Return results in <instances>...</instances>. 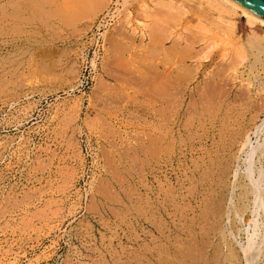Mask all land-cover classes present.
I'll use <instances>...</instances> for the list:
<instances>
[{"label": "rangeland", "instance_id": "obj_1", "mask_svg": "<svg viewBox=\"0 0 264 264\" xmlns=\"http://www.w3.org/2000/svg\"><path fill=\"white\" fill-rule=\"evenodd\" d=\"M60 1L59 5L57 4L59 0H54L55 5H53L51 0H38L37 5V0H0V264H137L140 250L144 251V253L142 252L146 256V258L143 256L144 264H147L150 261L148 256L153 245L152 239L156 237V234L159 236L156 228L159 227L160 232L161 229L162 231L167 229L165 227L167 226L166 220L163 217H156L161 216L159 213L156 214V202L160 200L159 204H162L166 191L170 188H178L181 181H184L185 184L183 185L186 188L184 192L192 190L197 185L198 178H194L191 172L197 158H200L201 155V153H197V150L203 152L207 147L205 148L202 143H199L197 137L198 144L195 143L194 146L196 145L195 148L199 147V149L193 151L196 157L191 156L192 138L197 134L192 133L193 136L192 134L186 135L187 132L186 134L184 132L180 135L177 134L184 139L187 137L191 139L178 140L177 146L174 148V151L178 152L172 153L174 156H172L168 167L161 163V165L163 164L162 169H159V173L156 175L152 171L154 147H150L154 145L151 80L143 79L144 82L140 79L139 74L135 73L139 77L136 76V80L135 77L133 78L135 71L130 72L131 70L128 69V71L124 70L128 73L124 71L122 73L124 68L121 69L122 65H119L120 69L116 66L119 70H114V65L109 66L111 69L104 66L106 57L103 46L104 32L114 29L112 28L113 24L117 25L115 21H110L109 24H106L107 27L97 28L96 19L106 8L103 9L102 5L96 4L98 7L102 6L101 10L100 8L99 10L94 9L98 10L97 13L93 11L90 3L91 11L86 8L90 11L89 16L87 12L83 19V10H81L77 16L82 18L80 17L78 22L75 15L78 11L74 13L73 9L78 10V7H84L83 4L87 5L85 0L75 2V5L84 2L77 8V5L74 8V4L71 3L72 10L62 6L63 0ZM106 1L108 3L109 0H104V4ZM115 1L117 2V0H113L112 6L110 5L111 8H116ZM163 1L129 0L125 6L120 5L121 12L120 15L117 13L116 21H119V25L123 18L127 19L138 32L141 30L144 32L150 26L154 27V23L160 22L161 18H158L161 13L160 9L165 8L166 11L163 10L165 12L163 14L169 16L166 18L169 22L166 20L164 25L169 24L170 29L173 27L171 30L167 28L168 34H172L167 45H170L174 39L180 38L183 44H186L184 39L189 38L192 31L199 32L195 35L200 36L204 41L200 39L203 42L199 41L200 43L195 45L197 50L203 48L205 54L207 50L211 49L210 42L215 43L210 55L216 53L217 57L207 74L213 70L216 71V67L219 65L218 69L222 65L227 67L226 62L228 63V61L230 62L229 66H232L235 61L237 65L233 66L236 68L233 66L232 68L228 66L229 70L228 67L226 68L227 74H230L227 77L236 78H232V80L237 83L238 90L241 86V89L246 90L245 84L248 82L249 73L244 71V65L248 63V54L253 50L252 48L248 50L251 46H245L250 44H247L246 41L248 42L250 35L255 32L258 37L264 40V25L249 23L246 15L239 10L237 14L233 13L234 15L232 13L227 15L226 12H223L224 17H221L223 15H220L221 12H218L217 7L210 6L206 3L207 0ZM27 2H29L28 5ZM91 2L96 7L94 4L96 0ZM158 2H162V8ZM167 2L170 5L168 8L166 7ZM96 3L99 4V2ZM172 4L174 5L172 6ZM178 4L180 7H177ZM146 7L149 10H146ZM55 8H59L61 12L57 9L55 12L59 11L60 13L56 14ZM65 8L68 11L63 13ZM150 8L153 10L158 8L159 10L155 11L160 13L156 16L157 12L153 10L151 12ZM181 8H184L185 12L179 11ZM86 10L84 9L83 13ZM167 10L179 12V14L173 13V16L175 14L173 17L172 14L171 16L167 15L168 12L169 14L172 12H167ZM46 11H52V13L49 14ZM92 11L93 13H91ZM37 13L39 14L37 15ZM72 13L76 17L72 16ZM149 14L152 17H157H154L155 21L152 17L149 18ZM161 14L160 17H163L164 15ZM94 15L95 17H93ZM71 16L76 19H72ZM172 19L173 24H171ZM151 20L154 22L153 24H151ZM139 21L143 24L138 23ZM229 21L233 24V31L229 28ZM83 27L85 28L83 29ZM183 27L184 29L187 27V30H183ZM197 29L200 30L197 32ZM251 29L255 31L252 32ZM188 30L192 32L191 35ZM181 33L183 35L179 36ZM177 35L180 38H177ZM239 44H242L241 47L239 46L240 48ZM203 49L200 50L203 51ZM241 56L245 57L243 62H241ZM94 59H96L95 67H92L93 63L90 61ZM235 73L237 75L234 76ZM259 73L260 80L254 78L256 79L255 87L251 94L253 99H258L257 102L262 105L260 117L257 119L258 123L262 124L264 120V91H260L258 83L264 85L263 70ZM251 77L253 79V75ZM138 79L141 81L137 83ZM240 81L244 83L240 84ZM129 82H132L131 84L136 85L137 88H134ZM142 82L148 84L143 85ZM115 84L119 87L116 88ZM148 87H150L149 90ZM220 88V90L214 89L216 92H223V89L228 87L222 89L221 86ZM109 89H114V92L112 93ZM226 89L225 92H227ZM258 90L261 92L260 95ZM123 91L126 92L125 95ZM126 94L131 95H129L130 97L127 95L126 98ZM139 101L142 105L141 103L139 105ZM104 102H108L106 103L108 105H103ZM104 106L106 107L104 108ZM162 107L160 112L163 110ZM167 111L170 112V109ZM167 111L161 113V119H164L166 113L170 114ZM168 116L166 115V119ZM262 132L260 133L262 136L256 137V134L253 136L256 137L253 138V141L256 140L255 144L258 141L264 144V133ZM151 136L152 138H149ZM262 145L261 147L264 146ZM179 147L181 149L184 147L183 151L179 150ZM237 148L234 152H237ZM259 159L260 157L257 155V167L263 168V176H261L264 181V153ZM235 166L237 163L227 178L228 187L225 191V201H223L225 213L218 219L220 221L217 224L220 228L217 231V239L220 237L222 240L221 248L227 250L229 247L236 251L238 257L236 264H247L243 246L247 244L249 235L254 232L256 227L259 229L256 228V231H259L258 241L264 240V220L263 212L256 203V208L258 207L259 210L255 208L254 198L245 212L238 213L234 209H232L233 211L229 209L230 206H234L238 202V192H240L237 190L239 187L235 189L230 187L238 181L234 176L237 169ZM203 167L205 168L206 165ZM241 169L244 170L245 166L242 165ZM167 173L168 179H163ZM192 178H194L193 182H191ZM165 180L166 183L171 182L166 184ZM247 183H250V180H247ZM158 189L162 191H157ZM204 192L196 200V203L191 204L189 200H187L188 203L184 202L186 208H189L187 205L197 206V211L194 212L196 214L192 213L190 219H198L201 213L208 214L207 210L210 208L207 209L206 201L210 202L211 198L208 196L209 192ZM262 202H264V196ZM202 205L207 210H202L204 209ZM206 214L204 215L207 216ZM205 216L201 217L206 219ZM160 219L163 221L161 222ZM203 227L205 226L203 225ZM141 245H143L142 248ZM145 246L151 248L144 250ZM262 246V255L258 256L257 263L251 264H264V242ZM216 262L215 264H218ZM152 263L151 261L148 264Z\"/></svg>", "mask_w": 264, "mask_h": 264}, {"label": "bare ground", "instance_id": "obj_2", "mask_svg": "<svg viewBox=\"0 0 264 264\" xmlns=\"http://www.w3.org/2000/svg\"><path fill=\"white\" fill-rule=\"evenodd\" d=\"M39 1H41V0H39ZM48 1H50V0H48ZM53 1L51 0V3L53 5H55L53 3ZM68 1L70 2V4ZM81 1H84V0H81ZM91 1L94 2V0H91ZM91 1L85 0L84 2L88 6L83 4L84 7H82V8H84L85 10H86V8H88L90 10L91 9L89 6L90 3L92 4L91 7H93L92 9L94 12L96 11V10H94L96 8L98 10H99V8L101 10L102 6H103V9L106 8L105 11H103L101 13V15L98 16V18L96 19L97 23L96 22L95 23H96L98 29L102 28L103 26L105 27L106 24L110 23V21H115L117 23V25L116 24L112 25L114 27L111 26L114 29L105 30L104 36L102 35L103 40H104L103 41L104 42V45H103L104 46V52L106 53V57L104 58V66L105 67L108 66L107 68H110L109 67L110 65L111 66L114 65V67H115L114 70L115 69L119 70L121 67L119 65H122L121 69L124 67L122 69V73L124 70L128 69L129 71L131 70L130 72L135 71L133 74L134 76L133 75L132 76H133V78L135 77L134 79H136V80H137V78H139L138 74H139L141 80H143V79L148 80V81L151 80V85H152L153 90L150 89V91H152L153 96L152 95H150V96H152V98H153V100H152L153 106L152 107L154 108L153 109L154 110V113H153L154 114V120H153L154 121V125H153V134H154L153 144L154 145L150 146V147H154L153 148L154 149L153 150L154 155L151 153L154 156V161H153V166H152L153 170L152 171H154V173L156 175H158L159 169L160 170L162 169L161 167L163 164L161 165V163H164V166L168 167L169 163L171 162L172 156H174L172 153L178 152L176 150L174 151V148H176V146H177L178 140L186 141L188 138H190V137L186 136L187 139H184L182 136H178L177 134L180 135L182 132H184L185 134L187 132L186 135L192 134V133L197 134V136H193V134H192L193 138H192L191 156L196 157L194 152H195V150L199 149V147L195 148L196 145L194 146V144L197 143V141H196L197 137L199 139L198 142L202 143L205 146V148L207 147L203 152L201 149H200L201 152L197 150V153H201L202 156L200 155V158H197L198 160L196 161L195 166L193 165L194 169L192 168L193 169L191 172L192 176L194 178H198L197 185H195L193 187V184H192L193 189L189 190V191L187 190V192H184V189H186L183 186V185H185L184 181H181L179 184L176 180V182L179 184L177 186L178 188L168 189L166 191V194H165L163 200H162V204H159L160 200L157 199L158 200V202H156L157 208L155 207L157 210V211L156 210L155 211L157 213L156 212L155 213L156 214L159 213V214H161V216H156V217H163L166 220L167 226H165V227L167 229L164 227L166 229V231H162V229H161V232H160L158 229L159 227L156 228V232H158L159 236H157V234H156L155 235L156 237L154 239H152V241H153L152 248L148 247L149 245L147 246L149 249L151 248L150 249V251H151L150 255L149 256L147 255L149 257V258L147 257L148 260H150L149 262L152 261L153 262L152 264H213V263L215 264V262H216L215 260H217L218 262H216V263H218V264H219V261L222 264L223 263L224 264H236V259L238 258L236 251L229 248V247H227V250L221 248L222 247L221 246L222 240L220 239V237H218V239H217V231L220 228V226L218 225L219 224L218 221H220V220H218V219L221 218V216H223L225 213L223 201H225L224 200L225 191L228 187L227 178H229L228 175L233 171L232 169H233L235 163H237V166H235L237 169H236L235 175L234 174L233 175L235 176L236 181L237 180L238 181L235 183L232 182L234 185L231 184L233 187L232 186H230V187L233 189L239 187V189H237L238 191H240V192H238L239 198H238V202L234 206L233 205L230 206L229 209L230 210L234 209L238 213L239 212H245L246 209L249 208V205L251 204V202L254 201L253 203L254 204L256 203L257 206L259 208H261L260 210H262L261 212H263L262 218L264 220V202H262V197L264 196V181H263V177H262L263 176V173H262L263 168L257 167V162H256L257 161L256 156L259 155V157L261 159V156L264 153V151H263V149H264L263 145L264 144L262 143L263 144L262 145L259 141H258V143H260V144H258L257 142H256L257 144H255L256 140L253 141V138H256L259 135H261L260 133L262 132V130H264L263 129L264 120H263L262 124L258 123L257 119L260 117V113L262 111V107H261L262 105H260L257 102L258 99L254 100L253 95L251 94L253 91V88L255 87L254 81L256 79L260 80V77H259L260 73L259 72L261 70H263V73H264V40L262 38L258 37L256 35V32H255V34L253 33L250 35V39L248 40V42L246 41L247 44L248 43H250V44L245 45V46H251L248 50H251V48L253 49L248 54V57H249L248 63H246L244 65L245 66L244 71H247L249 73L248 78H247L248 82H246V84H245L247 86L246 90L241 89L242 86H241V88L239 87V90H238L237 83L234 82V80H232L233 77L232 78L227 77V75L228 76L230 75V74H227L228 72L226 69L230 64V62L228 60L227 61L229 64L227 62H226L227 65L225 64L227 67L222 65V67L218 69V67L220 66L218 64L219 66L216 67V71L213 70L209 74H207L208 69L210 67H213L215 59L217 57L216 53H213L210 55V51L212 49V46L215 45V43H213L212 40H211L212 42H210L211 46L206 44L211 49L208 47L210 49V51L207 50V53H205V54H204L205 49L199 48V50H197L195 48V45L202 38L200 36H199L200 38L197 37L195 35L196 32L192 31L194 33L193 34L192 32H190V30H188V32L190 35L192 33V35L190 37L186 35V37H189L187 39L185 38L186 40L184 39V42H186V44H183V41L177 35V38H180V39H178V40L174 39L170 45H167L168 40L170 39V36L172 35V34L171 35L168 34L169 33L168 29L171 30V29H173V27L170 29L169 24H166V25H168V27H166V25H164V22H166V20H167L166 18H169V16H166V14L165 15L163 14V12L166 11V9L164 7H163L164 9H160L162 14L159 11L158 12L155 11L160 7L162 8V2H164L163 0H162V2H158V3H160L161 6L157 3L160 7L158 5H156V6H158V8H156L155 10L150 8L151 12H152V10L154 12H157V14H155L156 16L159 13L161 15H164L163 17L162 16L160 17V14L158 15V18H161L160 22L162 21L163 18H165L164 21H162L163 23L162 22L161 23L156 22V24H155L151 20L152 21L151 24L154 23V27H151V26L149 27L146 25L147 23H145V25L149 28L147 29V27H146L147 30H145L144 32L141 30L142 31V32L140 31L141 33L138 32V30L135 27H133L131 25V22L127 19L123 18L124 21L122 20L119 25H118L119 21H116V17H118V14L121 12L120 11V5L125 6L126 4L129 3V0H117V2L115 1L116 2V5H115L116 8H113V7L111 8V6H112L111 4H112L113 0L112 1L109 0L108 3L106 1L105 4H104V0H99V1L96 0V2H99V4L94 2L96 7L93 6V3ZM157 1H159V0H157ZM10 2H12V1H10ZM32 2H36V1H32ZM62 2H63L62 6L66 7L67 9L69 8L70 10L73 9V8H71L72 7L71 3L74 4V8L76 5H77L76 6V8H77L78 6H80L79 4L84 3V2H82V3L79 2V4L75 5V2L77 3L78 0H72V1L71 0H67V1L63 0ZM100 2H102V3L100 4ZM109 2H111V3H109ZM5 3H8V2H5ZM28 3L29 2H27V5H28ZM38 3L39 2L37 0L36 4L38 5ZM60 3H61V1L59 0V2L57 4L60 5ZM155 3H153V4H155ZM206 3H208L210 6H213L215 8L217 7L218 12L219 13L221 12L220 15L223 12L224 13L226 12L227 15L229 13L237 14V11L239 10L246 15L249 23H251L253 25H255V23H257L259 25L260 24L264 25V22H262V21L258 20L257 18L249 15L248 13H246L245 11H243L242 9H240L239 7L234 5L229 0H207ZM96 4L98 6L99 5H102V6L98 7ZM165 4H166V1H165ZM167 4H168V2H167ZM46 5H48V4L46 3ZM168 5H166L167 8L170 7V5L169 6ZM173 5L174 4H172V6ZM30 6H27V7L31 8L32 6L31 7ZM123 6H122V8L124 9ZM61 7H59V8L61 10H63L64 8L62 7L63 8L62 9ZM177 7H180L179 4ZM20 8H21V6H20ZM59 8H55L54 12L57 9L59 10ZM66 8L64 10L65 12L62 11L63 13H66V11L69 10V9L66 10ZM80 8L81 7H78V10L73 9L74 13H76V11H78V13L75 14L76 16L79 14V12H81V10L84 11V9H82V8L80 9ZM144 8L145 7H143V9ZM40 9H42V8H40ZM40 9H39V11H40ZM43 9L46 10L45 8H43ZM88 9L85 11V13H83V11H82L83 15L81 13H80V15L84 16V14H86L88 12V16H89V12L91 10L89 11ZM147 9L148 8L146 7V10ZM34 10H36V9H34ZM61 10H59V11L61 12ZM180 10H181V12H183L184 8L179 9V11ZM59 11H57V12H59ZM93 11L91 13H93ZM144 11H145V9H144ZM168 11H172V10H167V12ZM176 11H177V9H176ZM40 12H42V11H40ZM46 12L48 13L49 11H46ZM50 12L52 13V11H50ZM50 12H49V14H51ZM57 12H55V13L57 14ZM74 13H72V16H74ZM173 13H175V12L172 11L170 14L168 12L167 15L171 16V14H172V16H173ZM177 13L179 14V12H176L175 14H177ZM38 14L39 13H37V15ZM56 14H54V15H56ZM126 14H128V13H126ZM151 14H153V13H151ZM175 14L173 17H175ZM95 15L93 17H95ZM72 16H71V18H72ZM76 16H74V17H76ZM88 16H87V18H89ZM156 16H154V17H156ZM74 17L72 19H74ZM85 17L86 16H84L83 19ZM147 17H148V14H147ZM151 17H152V15H150L149 18H151ZM154 17H152V18L155 21ZM221 17H224V15ZM66 18H67V16H66ZM76 18H78V16ZM79 18L76 20L78 21ZM19 19H21V18H19ZM46 20H47V18H46ZM59 20L62 21V19H59ZM175 20H177V19H175ZM171 21H173V19ZM230 21H229V23H230L229 28L233 31V24ZM167 22H169V20H167ZM177 22H176V24H177ZM138 23H140V21ZM173 23H174V21L171 22V24H173ZM140 24H143V23H140ZM200 24L203 25V23H201V22H200ZM148 25H149V23H148ZM202 25H199V26L201 27ZM178 26H179V24H178ZM184 27H183V30L186 31L187 27L185 29H184ZM84 28L85 27H83V29ZM198 30H200V29H197L196 31L198 32ZM251 30H253V29H251ZM254 31L255 30H253L252 32H254ZM188 32H186V33H188ZM198 33H196V34H198ZM200 34L203 35V33H200ZM180 35H183V34L181 33V34H179V36ZM258 35H259V33H258ZM216 39H217V37H216ZM202 40L200 42L204 41V40L203 41ZM223 40H224V38H223ZM92 42L93 41L91 40V44H92ZM207 42L209 43V41H207ZM220 43H221V41H220ZM97 44L98 43L96 42V45ZM241 45L239 44L238 47L239 46L241 47ZM208 48H206V49H208ZM200 49H203V51H201ZM213 49H214V47H213ZM244 49H246V48H244ZM248 50H241V51L246 52ZM237 51H239V50H237ZM246 57H247V53H246ZM237 59H236V61H237ZM241 59H242L241 62H243L244 61L243 59H245V57L241 56ZM55 60H57V59H55ZM95 60L96 59L90 61L93 63V64L91 63L93 65L92 67H95ZM236 63L237 62L234 61L233 65H237ZM220 64H221V62H220ZM46 65H47V63H46ZM116 66H118L119 69H117L118 67H116ZM232 66L230 65L229 67L232 68ZM229 67H228V70H229ZM233 67H235V66H233ZM233 70L236 71L235 69H233ZM233 70H231V71H233ZM127 71H124V72L128 73ZM135 73H138V74H135ZM130 74H132V73H130ZM130 74H129V77H131ZM251 74L253 75V79L251 77L252 76ZM119 75L121 76V74H119ZM235 75H237V74L235 73L234 76ZM109 76H110V74H109ZM136 76H137V78H136ZM261 76H262V74H261ZM115 77L116 76H114V78ZM121 77H124V75ZM127 77H128V75H127ZM201 77H202V79L200 80ZM242 78H244V77H242ZM254 78H256V79H254ZM130 79H132V77ZM233 79H236V78H233ZM127 80H128V78H127ZM141 80L138 79L137 83ZM104 83H106V82H104ZM126 83H128V82H126ZM243 83L244 82H241L240 84H243ZM144 84L145 83H143V85ZM147 84H145V85H147ZM258 84L260 86L259 87L260 91L261 90L264 91V85L262 83H258ZM115 85H114V88H115ZM131 85H133L134 88L136 87V85H134V84H131ZM143 85L142 86L140 85V86L143 87ZM104 86H105V84H104ZM221 86H222V89L224 87H228L227 89L226 88L223 89V92H225L224 91L225 89L227 90V92H225V93H223L221 91L216 92V90H217L216 88H218V90H220ZM118 87H119V85L116 88H118ZM134 88H132V89H134ZM144 88H145V86H144ZM149 88L150 87H148V90H149ZM125 89H127V88H125ZM141 89H143V88H141ZM145 89L147 90V88H145ZM110 90L112 91V93L114 92L113 91L114 89L113 90L109 89V91ZM124 91H123V93H124ZM261 92H259V90H258L259 95ZM120 93H122V92H120ZM125 93H124V95H125ZM136 93H137V91H136ZM140 94H143V93L140 92ZM145 94H147V93H145ZM148 94H151V93H148ZM111 95H113V94H111ZM127 95L128 94H126V98H127ZM129 95H131V94H129ZM129 95H128V97H130ZM101 96H103V95H101ZM150 96H148V97H150ZM106 97H108V96H106ZM259 97H261V96H259ZM99 98H100V96H99ZM115 98H116V94H115ZM109 99H111V98H109ZM149 99H151V97ZM102 100H104V99H102ZM187 101H189V104H187ZM114 102L116 103L117 101L115 100ZM106 103H108V102H106ZM106 103L103 105L107 106L108 104H106ZM140 103L141 102L139 101V105H140ZM150 104L152 105V103H150ZM141 105H142V103H141ZM106 106H104V108ZM143 106H145V105L143 104ZM161 107L163 109L162 112H160ZM164 109H166V110H164ZM169 109H170V112L167 111ZM149 110H150V108H149ZM164 111H167L170 114L166 113L164 115V119H161L160 118V117H162L161 113L163 114ZM166 115H169L167 117V119H166ZM141 131H143V130H141ZM198 132L200 133V135H198L199 134ZM262 133H264V132H262ZM149 134H150V132H149ZM255 134H256V137H253V136H255ZM176 135L178 136V138ZM183 136H185V135H183ZM149 138H152V136ZM140 141L142 142L143 140H140ZM189 142H191V141H189ZM209 143L211 144L210 146H209ZM238 144H240V145L238 146ZM200 145H198V146H200ZM261 145L263 147H261ZM181 146H182V144H181ZM237 146H238V148H237ZM209 147H211V148H209ZM236 148L238 150H237V152H234ZM182 149H181V147H179V150H182ZM151 150H152V148H151ZM182 151H181V154H183ZM179 156H180V154H179ZM177 159H178V157H177ZM142 160H143V158H142ZM141 162H143V161H141ZM180 162H182V161H180ZM183 164H185V163H183ZM205 165H206V167L204 168L203 166H205ZM242 165L245 166L244 170L241 169ZM140 168H142V167H140ZM189 172H190V170H189ZM194 178H192L191 182L194 181ZM163 179H166V180L168 179V173L166 174L165 178H163ZM166 180H165V183H166ZM247 180L248 181L250 180V183H247ZM169 182H171V181H169ZM169 182H167V183H169ZM187 182H188V179H187ZM171 186H173V185L171 184ZM189 189H191V188H189ZM159 190H161V189H158L157 191H159ZM204 191L209 192L210 195H208V196L211 198V199H209V197H208V199L211 200L210 202L207 203V201H206V204H207L206 207H207V209L208 208H210V209L207 210L204 207V205H202L203 206L202 208H204L202 210H205V209L207 210L208 214L204 213L207 216H205L200 211L201 216L202 215L205 216L206 219L204 217H201V216H198V219H196V220L190 219L191 218L190 215L192 213H194L195 211H197L196 210L197 206L193 205L194 206L193 207L191 205L192 207H190V205H187V206H189V208H186L184 205V202L188 203L187 200H189L191 204L194 202L196 203L197 202L196 200L201 196L202 192H204ZM252 198H254L253 201H252ZM202 200H204V199H202ZM205 200H206V198H205ZM200 204H198V205H200ZM256 204H255V208H256ZM153 205H155V204H153ZM258 207L256 208L257 210H259ZM226 210H227V208H226ZM194 214H196V213H194ZM162 221L163 220H161V222ZM257 221H256V223H257ZM163 224H166V223H163ZM203 225L206 228L203 227ZM160 227H161V225H160ZM256 228L254 229V232L251 235H249L248 240H247V244L243 246V252L247 258V264H251L254 262L257 263L258 256L260 254L262 255L261 250L263 248L262 243L264 242V240L258 241L257 236H258L259 231H256ZM165 229H163V230H165ZM183 245H185L184 248H183ZM142 246L143 245H141V248H142ZM148 248H146V246H145L144 250H147ZM150 251L148 250V252H150ZM221 251H223V252H221ZM142 252L144 253V251L140 250V252L138 253L139 257H138L137 264H144V259L146 258V256H144L142 254ZM213 260H214V262L212 263ZM147 261H145V262H147Z\"/></svg>", "mask_w": 264, "mask_h": 264}, {"label": "water", "instance_id": "obj_3", "mask_svg": "<svg viewBox=\"0 0 264 264\" xmlns=\"http://www.w3.org/2000/svg\"><path fill=\"white\" fill-rule=\"evenodd\" d=\"M249 15L264 22V0H229Z\"/></svg>", "mask_w": 264, "mask_h": 264}]
</instances>
